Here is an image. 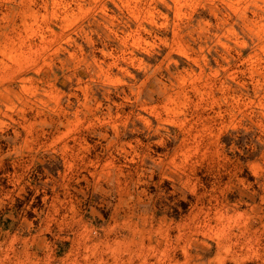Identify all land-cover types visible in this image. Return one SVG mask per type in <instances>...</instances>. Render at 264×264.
I'll use <instances>...</instances> for the list:
<instances>
[{
    "label": "clouds",
    "instance_id": "obj_1",
    "mask_svg": "<svg viewBox=\"0 0 264 264\" xmlns=\"http://www.w3.org/2000/svg\"><path fill=\"white\" fill-rule=\"evenodd\" d=\"M0 264H264V0H0Z\"/></svg>",
    "mask_w": 264,
    "mask_h": 264
}]
</instances>
